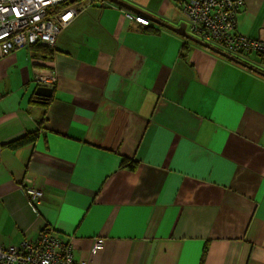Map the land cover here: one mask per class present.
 I'll return each mask as SVG.
<instances>
[{
    "label": "crops",
    "instance_id": "crops-1",
    "mask_svg": "<svg viewBox=\"0 0 264 264\" xmlns=\"http://www.w3.org/2000/svg\"><path fill=\"white\" fill-rule=\"evenodd\" d=\"M121 1L158 33L104 0L52 55L0 57V246L50 228L73 264H264V76L151 23L179 26L181 0ZM237 32L264 41V0H245ZM232 56L264 72V55ZM40 68L56 79L42 126Z\"/></svg>",
    "mask_w": 264,
    "mask_h": 264
},
{
    "label": "built area",
    "instance_id": "built-area-1",
    "mask_svg": "<svg viewBox=\"0 0 264 264\" xmlns=\"http://www.w3.org/2000/svg\"><path fill=\"white\" fill-rule=\"evenodd\" d=\"M181 1L180 11L191 33L203 41L220 44L230 55L242 52L264 55V41L237 32V17L245 0ZM96 3L97 0H0V57L37 44L53 47L60 31ZM125 17L143 26L149 23L130 12H126ZM42 71L40 68L34 73L37 85L54 88L55 77ZM22 189L27 199L36 204L43 197L42 191L33 186ZM103 243V239H97L92 253L100 250ZM71 250V241L43 231L36 238L25 239L19 246H0V264H73Z\"/></svg>",
    "mask_w": 264,
    "mask_h": 264
},
{
    "label": "water",
    "instance_id": "water-1",
    "mask_svg": "<svg viewBox=\"0 0 264 264\" xmlns=\"http://www.w3.org/2000/svg\"><path fill=\"white\" fill-rule=\"evenodd\" d=\"M104 1V0H102ZM107 2H110L112 4L115 5V8H125V10H129L130 13L132 11H135V12H140L139 10L135 9L134 7L130 6L129 4L121 1V0H105ZM101 7H104V4H101ZM149 17V20L151 21L152 24H155L157 26H160L168 31H171L173 32L174 34L184 38L186 41L188 42H192L194 44H197L201 47H204V48H207L209 50H212L213 52L217 53L218 55L234 62V63H237L245 68H248L250 70H252L253 72H256L262 76H264V72H261L260 70L254 68V67H250L249 65H247L246 63H243L241 61H239L236 57L232 56V55H229L223 51H220V50H217L207 44H205L203 41L199 40L198 38L196 37H193L191 35H189L187 32H186V24L182 23L180 24L179 26L177 27H173L171 26L170 24H168L167 22L165 21H162L158 18H155V17H152V16H148ZM52 88H47L45 86H38V85H35V90H34V95L36 97H41L43 98L44 100L41 101V102H45L46 100H48L51 95H52Z\"/></svg>",
    "mask_w": 264,
    "mask_h": 264
},
{
    "label": "trees",
    "instance_id": "trees-1",
    "mask_svg": "<svg viewBox=\"0 0 264 264\" xmlns=\"http://www.w3.org/2000/svg\"><path fill=\"white\" fill-rule=\"evenodd\" d=\"M97 1H100V0H97ZM138 24V23H137ZM138 25H140V24H138ZM140 27H141V32L142 33H144V34H156V33H158V31H159V29H158V27H153L150 23H148V25H146V26H143V25H140ZM42 48L43 50H47V51H49L48 52V54H46V56H48V55H52V50H54V49H52V48H50V46H46V45H39V44H37V45H34V46H31V47H29V48ZM28 49V48H27ZM261 55H263V54H261ZM40 67V66H39ZM53 91V90H52ZM52 94H53V92H52ZM44 99L43 98H41V97H36L35 95H32V97H31V100H30V103L31 104H40V107H42V114H41V116L38 118V125L39 126H42L43 125V123L47 120L46 119V111H47V108H48V105H49V103H50V101L52 100V95H51V97L48 99V100H46L45 102H41V101H43ZM41 130V128L39 127L35 132H32V133H29L27 136H25L24 138H21V139H17V140H14V141H12L11 143H9V144H7V146L6 147H8V148H10V149H12V150H15V149H17L18 147H21V146H23V145H25V144H28V143H31V144H33L34 142H35V140L37 139V137H38V133H39V131ZM1 150V149H0ZM121 167H125V164H124V162H123V164H121ZM135 167L133 166V165H131V169H134ZM43 198V197H42ZM28 200H30L29 198H28ZM29 202H31V203H33L31 200L29 201ZM34 204V203H33ZM46 227H44V229H45ZM43 231H45L48 235H50V236H53V237H56V238H59V237H57V236H55L56 234H55V232H53L50 228H46L45 230H43ZM42 231V232H43ZM40 233H41V231H40ZM33 239V238H32ZM62 240H64L63 238H61ZM4 247V246H3Z\"/></svg>",
    "mask_w": 264,
    "mask_h": 264
},
{
    "label": "rangeland",
    "instance_id": "rangeland-1",
    "mask_svg": "<svg viewBox=\"0 0 264 264\" xmlns=\"http://www.w3.org/2000/svg\"><path fill=\"white\" fill-rule=\"evenodd\" d=\"M181 15H182V14H181ZM181 15H179V17H180V19H181L182 21L179 23V25L182 24V23L186 24L187 22L185 21V19H184ZM186 32H187L189 35L193 36V37L197 36V35L191 33L188 24H186ZM194 35H195V36H194ZM197 37H198V36H197ZM212 44H214V43H212ZM210 45H211V44H210ZM214 45H215V46H218V45H216V44H214ZM251 57H257V56H256L255 54H253ZM257 58H258V57H257ZM33 95H34V92H33ZM31 97H32V96H31ZM33 203H34V202H33ZM34 204H36V203H34ZM37 204H38V203H37ZM97 239H100V238H95L93 241L95 242Z\"/></svg>",
    "mask_w": 264,
    "mask_h": 264
},
{
    "label": "clouds",
    "instance_id": "clouds-1",
    "mask_svg": "<svg viewBox=\"0 0 264 264\" xmlns=\"http://www.w3.org/2000/svg\"><path fill=\"white\" fill-rule=\"evenodd\" d=\"M101 1V4H105L102 0H100ZM98 2V1H97ZM111 5H114V4H112V3H110ZM95 5V4H94ZM107 6H109V3H107ZM109 7H111V6H109ZM115 8V7H114ZM39 86V85H38ZM46 87V86H45ZM48 88V87H47ZM52 90H53V88H52ZM43 194V193H42Z\"/></svg>",
    "mask_w": 264,
    "mask_h": 264
}]
</instances>
